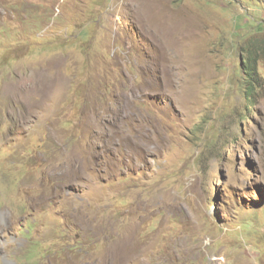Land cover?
I'll return each instance as SVG.
<instances>
[{"label": "rangeland", "instance_id": "374dc122", "mask_svg": "<svg viewBox=\"0 0 264 264\" xmlns=\"http://www.w3.org/2000/svg\"><path fill=\"white\" fill-rule=\"evenodd\" d=\"M0 264H264V0H0Z\"/></svg>", "mask_w": 264, "mask_h": 264}, {"label": "trees", "instance_id": "16d2710c", "mask_svg": "<svg viewBox=\"0 0 264 264\" xmlns=\"http://www.w3.org/2000/svg\"><path fill=\"white\" fill-rule=\"evenodd\" d=\"M252 56L248 57L249 60V65H248V71L246 72V75L249 76V83L246 87V93L249 96V98H251V96H253V89L255 88V83H257L258 81V72H257V67H256V58L252 59Z\"/></svg>", "mask_w": 264, "mask_h": 264}]
</instances>
